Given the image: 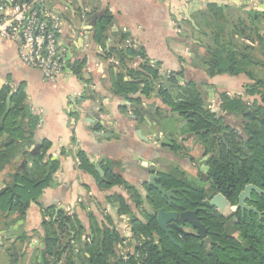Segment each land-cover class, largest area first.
<instances>
[{
    "label": "crops",
    "instance_id": "obj_1",
    "mask_svg": "<svg viewBox=\"0 0 264 264\" xmlns=\"http://www.w3.org/2000/svg\"><path fill=\"white\" fill-rule=\"evenodd\" d=\"M5 2L7 0H0V5ZM45 4L63 21L61 41L71 47L69 67L72 75L56 83L47 82L39 71L19 62L15 44L0 39V90L9 87L14 93L21 85L25 87L26 104L38 117L32 146L27 151L38 149L43 141L48 142L47 154L58 162V169L51 187L45 188L23 215L18 211L0 212V222L5 220L0 223V264H5L4 258L18 257L17 253L26 259L35 258L34 264L37 263L38 251L42 248L41 225L48 219L47 210H53L54 217L62 210L79 220L85 232L80 241L71 242L76 251L89 242L90 217L105 225L109 220L122 237L131 236L124 229V221L129 223V217L119 215V203L112 197L121 198L134 216L144 220V214L150 211L147 203L140 208L142 214L122 187L101 189L89 172L77 166L78 152L95 166L99 177L104 176L103 170L108 166L113 174L135 187L143 200L147 196L144 182L148 174L169 173L174 167L175 171L196 176L198 165H206L207 157L203 156L194 138L185 132V127L181 136L176 133L185 119L162 103L156 91L148 97L139 93L131 95L130 99L138 103H129L111 93L118 60L104 57L103 49L121 47L123 35L125 44L129 41V46L141 48L149 64L157 65L162 86L166 75L180 74L179 84L195 86L203 95L204 105L212 111L217 109L221 94L229 98L238 96L243 102L259 101L258 97L246 95L254 81L245 74L207 76L202 61L207 60L209 54L207 48L197 45L201 41L197 33L203 19L207 24L209 19L216 20L209 12L210 6L234 11L247 25L248 14H264V0H45ZM105 15L111 19L108 35L98 45L93 39V28ZM222 15L218 20L224 25ZM260 24L264 25L262 21ZM234 38L241 43L238 36ZM243 42L256 47V42ZM253 54L258 58L256 52ZM75 63L80 67L77 75L72 68ZM252 69L256 74L261 67ZM170 88L166 90L171 92ZM75 93H80V98L87 93L90 98L79 100L77 110L73 111L75 115L70 116L66 108ZM141 109L144 115H140ZM68 116L73 119V125ZM220 116L225 125L239 130L233 120L241 119L240 116L225 113ZM177 144L187 147L191 153L185 156L175 151L172 146ZM196 152L201 156L199 160L194 158ZM26 167L30 164L24 158L17 156L12 160L0 175V191L20 186L16 180ZM204 169L206 171V166ZM12 174L16 175L14 181ZM13 197L17 198V194L13 193Z\"/></svg>",
    "mask_w": 264,
    "mask_h": 264
},
{
    "label": "trees",
    "instance_id": "obj_2",
    "mask_svg": "<svg viewBox=\"0 0 264 264\" xmlns=\"http://www.w3.org/2000/svg\"><path fill=\"white\" fill-rule=\"evenodd\" d=\"M14 1L21 3L30 0ZM209 12L216 20L209 19L207 24L203 19L201 27L204 26L206 30L199 29L198 33L207 37L212 46L203 41L197 44L208 50V59L202 61L206 65L207 76L245 74L254 81L246 95L258 97L259 101L243 102L238 96L229 98L221 94L217 109L212 111L204 105L195 86L180 85V74L172 73L167 78L171 86L169 92L162 86L157 65L149 64L141 48L126 46L125 35L121 42L122 48L103 49V56L116 57L118 60V72L111 81L113 95L133 103L131 95L139 93L148 97L156 91L162 103L183 119L189 120L185 132L194 138L203 156L207 157L203 179L206 188L190 186L179 171L160 174V182L166 190L176 188L187 191V200L182 203L181 210L199 209L197 215L213 244L206 248L199 239L183 237L174 232L172 237L179 246L175 245L159 230L153 215L144 214L142 221L131 213L121 198L112 197L119 203V215L129 217L130 237H122L109 224V220H106L108 224L105 225L90 217L89 242L76 251L74 244L80 241L85 232L79 220L62 210L54 217V211L47 210L48 219L43 220L41 225L42 248L38 251L36 264H138V261L140 264H264V194L258 196L252 193L248 204L257 213L245 211L242 214L239 211L236 214L237 222L232 225L227 224L228 219L221 218L208 203L213 195L221 194L235 205L246 185H254L264 192V81L255 79L251 72L255 66L264 68V25L261 27L260 24L261 21L264 24V14H248L246 25L238 14L235 19V12L226 8L210 6ZM219 15H222L224 25L220 24ZM110 22V17L105 15L95 23L93 39L96 44H101L108 35ZM196 29L194 26L193 30ZM234 36H238L241 43L235 42ZM243 40L256 42V47L247 45ZM255 52L258 58L253 54ZM72 68L77 75L80 68L78 64H73ZM8 98L9 110L0 129V141L3 138V142H0V175L17 156L24 158L30 167L21 170L17 177L16 182L20 186L0 191V212L11 214L18 211L21 216L45 188L51 187L58 162L47 154L50 144L46 141L38 149L27 151L32 146L38 117L26 104L25 87L21 85L14 93L9 87L0 90V119L5 113ZM86 98H90L87 93L79 100ZM222 113L241 117L244 138L237 129L223 123ZM142 114L145 113L141 109ZM74 115V112L70 114ZM172 148L187 155L182 145H173ZM77 158L79 168L89 172L101 189L122 187L137 210L144 203L155 211L164 206L160 194L153 188L146 186L147 196L143 200L135 187L120 175L113 174L108 166L103 170L104 176L99 177L95 166L82 152L77 153ZM13 193L17 194V198L13 197ZM140 213L143 214L141 210ZM120 246L133 247L126 263L119 259ZM135 254H139V259L135 258Z\"/></svg>",
    "mask_w": 264,
    "mask_h": 264
},
{
    "label": "built area",
    "instance_id": "obj_3",
    "mask_svg": "<svg viewBox=\"0 0 264 264\" xmlns=\"http://www.w3.org/2000/svg\"><path fill=\"white\" fill-rule=\"evenodd\" d=\"M62 33L63 21L50 12L45 0L21 3L7 0L0 5V39L15 44L19 62L25 67L39 71L43 79L50 83L72 75L69 67L71 47L61 41ZM125 45L129 46L131 43L126 41ZM79 98L80 93H75L69 98L67 114L77 110ZM68 118L70 125H73V119L69 116ZM153 143L155 144L154 141ZM75 162L79 166L78 158H75ZM124 222V229L131 234L128 221ZM119 248V259L126 263L129 259L128 253L133 252V247ZM134 256L139 259V254Z\"/></svg>",
    "mask_w": 264,
    "mask_h": 264
},
{
    "label": "water",
    "instance_id": "obj_4",
    "mask_svg": "<svg viewBox=\"0 0 264 264\" xmlns=\"http://www.w3.org/2000/svg\"><path fill=\"white\" fill-rule=\"evenodd\" d=\"M190 23L193 24V20H191L189 17L186 18ZM163 87L167 90H169L170 85L167 82L166 78H163ZM201 98L203 99L202 93H200ZM206 105V104H205ZM9 110V98L7 99L6 103V110L3 116L0 119V129L2 128V123L8 113ZM189 120H183L177 127V135L181 136L182 129L188 124ZM15 174H12V181H14ZM160 177L158 175L154 174H148V179L144 182L148 187L153 188L156 190L160 195L162 199H170L174 196L176 192L181 193L182 191H177L176 189H170L166 190L162 183L159 182ZM7 188H10L7 187ZM252 193L257 194L258 196H261L264 194L263 191H261L259 188H257L254 185H246L244 189L239 193L237 197V202L235 205H232L231 202H229L225 197H223L221 194L213 195L209 200V205L216 211V213L223 219L231 218V223H236L237 219L234 216L238 211L241 213L243 212H252L257 213L254 207L249 206L247 202L251 201V195ZM57 211V210H56ZM156 224L157 227L161 232L165 234V236L171 241L173 244L178 245L175 239L172 237V230H175L177 233L186 236H193L197 239H199L202 244L208 248L210 245L213 244L212 240L207 237V230L205 226L200 222L199 217L197 216V210L194 211H183V212H176V211H165L163 208H160L157 210L156 215ZM177 223H179L181 226L187 224L189 225L194 231V234L186 233L183 231L181 226H178ZM167 225L169 227L167 228Z\"/></svg>",
    "mask_w": 264,
    "mask_h": 264
},
{
    "label": "rangeland",
    "instance_id": "obj_5",
    "mask_svg": "<svg viewBox=\"0 0 264 264\" xmlns=\"http://www.w3.org/2000/svg\"><path fill=\"white\" fill-rule=\"evenodd\" d=\"M238 15L235 13L234 14V18L236 19V17H237ZM200 29H202V30H206V28L203 26V27H201ZM198 35H199V38H200V40L201 41H203V43H205V44H208V45H210V46H212V42H208L209 41V39L207 38V37H204L202 34H200V33H197ZM251 70L253 71V69L251 68ZM253 73V72H252ZM253 75H254V78L255 79H259V78H261V79H263V81H264V68H262L261 67V69H260V73H253ZM233 122L234 123H236L238 126H239V130H240V135L244 138L245 136H244V133H243V130H242V127H241V124H242V120L241 119H236V120H233ZM198 144V143H197ZM199 145V144H198ZM200 146V145H199ZM184 147V146H183ZM184 149H185V151H186V153H191L190 152V150L189 149H187V147H184ZM198 152H196V153H194V158H198L197 160H199L200 159V157H198ZM195 159V160H196ZM202 165V166H201ZM201 165H198V167H197V169H196V173H195V175L196 176H191V175H189V174H187V172L186 173H184V172H181L182 174H183V177H184V179H185V181L190 185V186H192V187H196V188H199V187H204L205 188V183H204V181H203V179H204V174L205 173H203V172H201V171H205V169H204V166L205 165H203V163H201ZM201 170V171H200ZM170 172H173V171H175V169H174V167L171 169V170H169ZM4 221L5 220H2L0 223H4ZM230 225H232V224H235V223H229ZM3 240H5V238L3 239ZM16 245H18V243H16ZM2 253V252H1ZM19 256L17 257V255H15L13 258H8V259H3V262H5V264H34L35 263V258L33 259L32 257L31 258H23L21 255H20V253H17Z\"/></svg>",
    "mask_w": 264,
    "mask_h": 264
},
{
    "label": "flooded vegetation",
    "instance_id": "obj_6",
    "mask_svg": "<svg viewBox=\"0 0 264 264\" xmlns=\"http://www.w3.org/2000/svg\"><path fill=\"white\" fill-rule=\"evenodd\" d=\"M226 126H228V125H226ZM229 127H231V126H229ZM232 128V127H231ZM238 132H239V135H240V131L239 130H237ZM159 176V175H158ZM160 177V176H159ZM160 182V181H159ZM161 183V182H160ZM165 188V187H164ZM172 189H176V188H172ZM170 190V189H169ZM177 191H179V190H181L182 192L181 193H179V192H176L175 194H174V196L172 197V198H170V199H162L161 198V195H160V199H161V201H162V203H163V207H160V208H163L165 211H176V212H178V213H180V212H183L182 210H181V208H182V203L185 201V200H187V198H186V190L185 189H176ZM249 202H247V204H248ZM148 205V204H147ZM249 205V204H248ZM149 206V205H148ZM159 208V209H160ZM149 210L150 211H146V212H148L147 214L148 215H153L154 217H155V215H156V212H157V210L155 211L151 206H149ZM195 210H197V214H198V210L199 209H195ZM187 211H194V210H187ZM239 212V211H238ZM237 212V213H238ZM236 213V214H237ZM244 213V212H243ZM242 213V214H243ZM236 214L234 215L235 217H236ZM198 216V215H197ZM199 217V216H198ZM231 218H232V216L231 217H229L228 218V220H227V224H229V223H231L230 221H231ZM199 219H201L200 217H199ZM156 220V219H155ZM201 222V221H200ZM177 225L178 226H181L179 223H177ZM169 227V225H167V228ZM181 228L183 229V231L184 232H186V233H190V234H194L195 233V231L189 226V225H187V224H185V225H183V226H181ZM174 232H176L175 230H172V234L174 233ZM180 236H183V235H181V234H179ZM184 237V236H183Z\"/></svg>",
    "mask_w": 264,
    "mask_h": 264
}]
</instances>
